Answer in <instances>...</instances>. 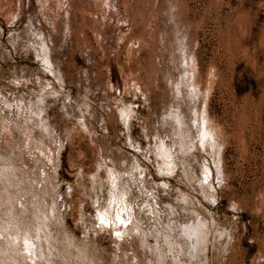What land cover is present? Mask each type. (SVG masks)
Returning <instances> with one entry per match:
<instances>
[{
  "label": "rangeland",
  "instance_id": "1",
  "mask_svg": "<svg viewBox=\"0 0 264 264\" xmlns=\"http://www.w3.org/2000/svg\"><path fill=\"white\" fill-rule=\"evenodd\" d=\"M0 177V264H264V0H0Z\"/></svg>",
  "mask_w": 264,
  "mask_h": 264
},
{
  "label": "snow or ice",
  "instance_id": "2",
  "mask_svg": "<svg viewBox=\"0 0 264 264\" xmlns=\"http://www.w3.org/2000/svg\"><path fill=\"white\" fill-rule=\"evenodd\" d=\"M123 115V114H122ZM211 139V137L209 136V134L207 132H203L201 134V142H200V147L204 146V141L205 140H209ZM113 180H115V177H112ZM115 186V185H114ZM106 212L105 213H99L98 214V219H99V223L100 225H105L108 226L110 224V221L106 220ZM116 220L120 223V224H126V221H124L123 219L120 218L119 215L116 216ZM115 235L117 237H119L121 234L119 231H117L115 233ZM20 243H22V250L24 252H26L29 256L32 255V252L30 251V248L32 247L30 244V240L27 236V234L25 233V235L23 236L22 240L20 241Z\"/></svg>",
  "mask_w": 264,
  "mask_h": 264
},
{
  "label": "bare ground",
  "instance_id": "3",
  "mask_svg": "<svg viewBox=\"0 0 264 264\" xmlns=\"http://www.w3.org/2000/svg\"><path fill=\"white\" fill-rule=\"evenodd\" d=\"M44 57H45V56H44ZM45 61H46V60H45ZM46 62H47V61H46ZM48 65H49V64H48ZM187 84H188V83H187ZM177 114H178V113H177ZM174 115H175V114H174ZM182 117H183V116H182ZM79 119H80V118H79ZM181 120H182V119H181ZM206 131H207V130H206ZM188 138H189V137H188ZM161 144H162V143H161ZM165 145H166V144H165ZM171 146H172V145H171ZM161 148H162V147H161ZM164 148H165V147H164ZM164 148H163V149H164ZM169 148H170V147H169ZM166 149H167V148H166ZM161 151H162V150H161ZM171 151H172V150H171ZM159 152H160V151H159ZM167 152H168V151H167ZM165 153H166V152L164 151V154H165ZM166 154L168 155V153H166ZM170 154H171V153H170ZM167 155H166V156H167ZM169 156H170V155H169ZM169 156H167V157H169ZM171 156H173V155H171ZM174 156H175V155H174ZM167 157H165V158H167ZM176 157H177V156H176ZM176 157H175V159H176ZM183 157H184V156H183ZM170 158L172 159L171 161H173V158H172V157H170ZM167 160H168V158H167ZM169 160H170V159H169ZM171 161H170V162H171ZM175 162H176V160H175ZM175 162H173V163L175 164ZM176 163H177V162H176ZM164 164H165V163H164ZM168 164H170V163H168ZM168 164H167V165H168ZM171 164H172V163H171ZM13 168H14V167H13ZM175 168H176V167H175ZM3 170H4V169H3ZM4 174H5V173H4ZM186 174H187V173H186ZM1 177H2V176H1ZM1 177H0V178H1ZM4 177H5V176H4ZM9 185H10V184H9ZM208 187H209V186H208ZM7 190H8V189H7ZM208 190H209V189H208ZM10 192H11V191H10ZM35 206H36V205H35ZM116 206H117V204H116ZM39 209H40V208H39ZM121 210H122V209H121ZM127 210H128V209H127ZM47 211H49V210H47ZM48 213H49V212H48ZM175 213H176V212H175ZM44 214H45V213H44ZM11 215H12V214H11ZM46 216H47V215H46ZM47 217H48V216H47ZM47 217H46V218H47ZM46 218H45V220H46ZM127 218H128V217H127ZM49 219H50V218H49ZM45 220H44V221H45ZM50 221H51V220H50ZM50 221H48V222H50ZM111 221H112V220H111ZM16 223H17V222H16ZM52 223H53V222H52ZM196 225H197V224H196ZM191 227H192V226H191ZM47 229H48V228H47ZM195 230H196V229H195ZM47 232H48V231H47ZM191 232H193V231H191ZM42 233H43V232H42ZM197 233H198V232H197ZM44 234H45V233H44ZM18 237H19V236H18ZM22 238H23V237H22ZM17 239L19 240V238H17ZM30 239H31V238H30ZM40 239H41V238H40ZM11 240H12V239H11ZM14 240H15V239H14ZM42 241H43V240H42ZM50 241H51V240H50ZM12 243H13V242H12ZM15 243H16V242H15ZM18 243H19V242H18ZM20 245H21V244H20ZM41 245H42V244H41ZM41 245H40V246H41ZM12 246H13V245H12ZM17 246H18V245H17ZM169 247H170V246H169ZM16 248H17V247H16ZM39 248H40V247H39ZM41 248H42V247H41ZM45 248L47 249V247H45ZM42 250H43V249H42ZM31 251H32V250H31ZM64 257H65V256H64ZM47 258H48V257H47ZM36 259H37V258H36ZM39 259H40V258H39ZM51 260H52V259H51ZM52 262H53V261H52ZM41 264H42V263H41ZM52 264H54V262H53Z\"/></svg>",
  "mask_w": 264,
  "mask_h": 264
}]
</instances>
